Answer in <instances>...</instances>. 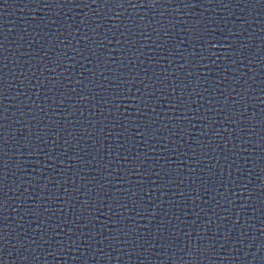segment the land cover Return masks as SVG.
<instances>
[{
    "label": "water",
    "instance_id": "obj_1",
    "mask_svg": "<svg viewBox=\"0 0 264 264\" xmlns=\"http://www.w3.org/2000/svg\"><path fill=\"white\" fill-rule=\"evenodd\" d=\"M0 264H264V0H0Z\"/></svg>",
    "mask_w": 264,
    "mask_h": 264
}]
</instances>
